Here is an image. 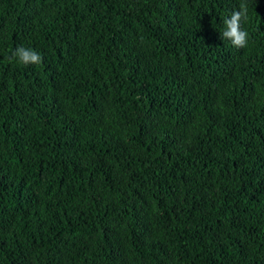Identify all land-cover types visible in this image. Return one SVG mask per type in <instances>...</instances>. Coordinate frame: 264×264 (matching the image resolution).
Returning a JSON list of instances; mask_svg holds the SVG:
<instances>
[{"label": "trees", "instance_id": "trees-1", "mask_svg": "<svg viewBox=\"0 0 264 264\" xmlns=\"http://www.w3.org/2000/svg\"><path fill=\"white\" fill-rule=\"evenodd\" d=\"M0 264H264V0H0Z\"/></svg>", "mask_w": 264, "mask_h": 264}, {"label": "clouds", "instance_id": "clouds-1", "mask_svg": "<svg viewBox=\"0 0 264 264\" xmlns=\"http://www.w3.org/2000/svg\"><path fill=\"white\" fill-rule=\"evenodd\" d=\"M248 20L246 3H241L238 9H234L230 16L224 20V30L220 32L221 39L227 40L236 48H244L248 44V32L242 28V23ZM10 60L22 64L38 65L42 62V56L35 49L19 46L9 57Z\"/></svg>", "mask_w": 264, "mask_h": 264}]
</instances>
